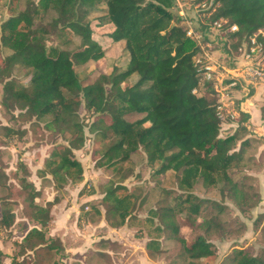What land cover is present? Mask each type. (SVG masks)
<instances>
[{
    "label": "trees",
    "instance_id": "trees-1",
    "mask_svg": "<svg viewBox=\"0 0 264 264\" xmlns=\"http://www.w3.org/2000/svg\"><path fill=\"white\" fill-rule=\"evenodd\" d=\"M216 1L220 4L217 16L237 24L238 35L249 36L264 28V0ZM101 5L106 6V15L99 26L111 30L108 37L113 43L124 42L129 59L124 70L99 73L84 84L77 69L105 55L93 39L88 20ZM50 11L57 17L45 23ZM8 14L0 25V49L10 52L0 61L3 107L9 112L19 110L32 124L49 119L45 129L68 142L60 144L45 161L43 177L52 176L56 189L83 181L82 163L68 151L85 144L87 125L80 114L86 111L93 118L90 131L101 155L98 164L115 176L105 190V213L94 207L87 216H104L112 229L123 228L137 218L145 196L131 191L124 182L134 173L132 155L142 151L154 176L175 173L181 192L149 212L146 223L153 231L148 233L146 249L150 257L163 253L162 238L176 242L179 256L188 264L213 257V244L207 236H228L243 225L234 220L223 223L213 213L224 211L223 203L200 198L193 189L198 183L207 192L218 189L221 201L231 202L243 214L259 206L261 193L246 181L248 175L236 181L231 174L243 170L252 147L244 125L250 116L242 113L233 132L223 135L226 128L216 114V94L211 83L198 84L193 62L197 47L179 25L173 0H27L23 10L11 9ZM66 35L78 40L74 48H63L67 40L62 46L56 43ZM16 67L25 70L28 84L13 78ZM133 77L136 81L131 84ZM130 117L138 119L131 121ZM6 169L0 164V189L6 191L0 199V230L9 231L15 225L20 199L23 218L39 227L16 242L18 251L9 263L0 249V264H45L47 260L64 264V244L48 233L55 202L38 203L43 189L30 180L28 166L22 165L23 174H8ZM171 194L167 191L166 199ZM185 223L189 233L183 230ZM261 233L264 239V227ZM115 243L99 241L98 256L110 258L105 250L115 253ZM222 264H264V249L259 256H252L236 248Z\"/></svg>",
    "mask_w": 264,
    "mask_h": 264
},
{
    "label": "rangeland",
    "instance_id": "rangeland-1",
    "mask_svg": "<svg viewBox=\"0 0 264 264\" xmlns=\"http://www.w3.org/2000/svg\"><path fill=\"white\" fill-rule=\"evenodd\" d=\"M26 1L0 0V25L8 19L9 10H23ZM105 15L106 6L101 5L97 10L92 11L88 17L93 29V39L101 45L105 55L99 61L91 62L77 69L84 84L89 83L99 73H111L115 68L124 70L129 59L127 52L124 50V42L113 43L108 37L111 30L107 27L99 26L101 18L105 17ZM55 17H57V13L50 11L44 17V22L50 23ZM65 40L69 42L66 46H63L64 49L74 48L75 44L78 43V40H73L70 35H66L63 39H58L56 43L62 46ZM9 53L6 49H0V61L1 58ZM13 78L23 84H28L29 82L25 70L21 69V67L14 69ZM135 81V77L130 79L131 84H134ZM258 95L260 96L259 99H257ZM248 96L250 97L247 100L253 101L254 105L263 113V89L252 86ZM2 101L3 84L0 82V164L4 163L7 166L6 172L8 174H23L22 165L28 166L32 174L30 180L33 181L38 189H43L41 198L37 199L38 203L45 205L48 201L55 202L52 208L53 216L48 233L54 238L61 237L64 241L61 240L62 243L67 244L70 249L67 257L71 255L74 257L82 256L84 254L93 258L98 256L99 252L94 249H99L97 244L104 239L101 238L102 236L110 235L117 239L114 247L116 254L114 258H116L117 264H188L183 257L179 256L180 246L172 240L162 238L163 253L154 258L150 257L146 249V244L149 240L148 233L153 231L149 227V223H146L150 210L155 209L162 202L172 201L175 196L181 194L173 171L162 177L154 176L147 166L145 154L142 151L133 154L134 173L124 184L131 191L140 194L141 197L145 196V202L137 211V218L131 220L127 226L117 230L110 229L104 216H96L94 214L91 217L87 216V213H91L94 207L105 213L103 206L105 190L109 182L115 179L110 169L100 167L98 164L101 155L96 151L98 145L95 134L90 131V125L93 121L91 115L86 111H82L80 114L82 122L87 125L85 127L84 146L80 149L73 148L68 151V153H73V156L82 163L84 169L83 181L74 184L69 182L63 187L56 189V181L52 176L43 177L42 175L45 168L44 164L60 144L67 145L68 142L55 137L45 129V122L49 119L32 124L20 116L19 110L7 111L3 107ZM137 119L138 117L129 118L131 121ZM262 125L264 126V123ZM263 126L261 129L260 127H257L258 129L255 128L257 131H264ZM234 128L223 130V135L233 131ZM255 128L253 126L251 131H254ZM255 139L257 138L255 137ZM245 159L241 172L236 170L231 172L233 179L240 181L245 175H248L246 181L254 184L264 196L263 178L253 176L264 175V161H258L259 157L254 152H248ZM256 161L259 163L257 164ZM167 191H171L172 194L166 199ZM5 193V190L0 189V199ZM193 193L200 198L222 202L225 210H213V213L219 215L223 223L229 224L234 220L237 224L239 223L238 225H243V228L237 230L239 233L242 229L239 235H237V231L234 232L235 229L228 236L208 235L207 240L213 244L215 255L202 260L200 264H222L223 259L236 248L244 249L252 256H259L262 253L264 239L261 229L264 227V215L261 217V214H264V200L257 208L243 214L231 202L227 200L221 201L218 189L207 192L198 183L195 185ZM20 200V205L16 207L15 211L17 218L15 225L9 231L0 230V249L7 254L6 263H9L18 251L16 242L21 241L32 228L39 227L36 223L23 218V200ZM1 210L0 200V217ZM182 218L185 219V215H182ZM183 230L185 233H189L190 229L187 223H185ZM105 247H108V245ZM45 264H53V261L47 260Z\"/></svg>",
    "mask_w": 264,
    "mask_h": 264
},
{
    "label": "built area",
    "instance_id": "built-area-1",
    "mask_svg": "<svg viewBox=\"0 0 264 264\" xmlns=\"http://www.w3.org/2000/svg\"><path fill=\"white\" fill-rule=\"evenodd\" d=\"M173 2L179 25L197 47L193 62L198 84H212L216 114L230 130L245 113L242 100L250 88L264 85V28L240 36L237 24L217 16L220 4L216 0ZM197 92L195 88L193 93Z\"/></svg>",
    "mask_w": 264,
    "mask_h": 264
},
{
    "label": "crops",
    "instance_id": "crops-1",
    "mask_svg": "<svg viewBox=\"0 0 264 264\" xmlns=\"http://www.w3.org/2000/svg\"><path fill=\"white\" fill-rule=\"evenodd\" d=\"M260 88H262L264 91V85L258 86V89H260ZM248 97H250V96H246L245 99L242 100L244 110H245L244 114H248L250 116L248 123H244L246 128L249 130V134L247 135V137L250 138L251 142H252V147L248 152H254L256 154V156L259 157L258 161H260L261 154L264 152V131H257V129L259 127L261 129V127L263 126L262 124L264 123V111H263V113H261V111L254 105L253 101L247 100ZM259 97L260 96L258 95L257 99H259ZM253 126H254V128L255 127L256 128L258 127V128L257 129L255 128L254 131H251V128H253ZM263 129H264V126H263ZM232 132L233 131H230L228 134H231ZM255 137L257 139H255ZM261 161H262V159H261ZM263 161H264V159H263ZM256 163L258 164L259 162L256 161ZM253 176L262 177L263 182H264V175H253ZM261 196H262V202H263L264 196L262 195V192H261ZM52 216H53V213H52ZM110 229H112V228H110ZM113 230H117V229H113ZM59 238H61V237H59ZM101 238L109 239L112 242H117L116 241L117 239L114 238L113 236H110V235L102 236ZM61 240H62V238H61ZM64 247H65V252H64L63 258L61 259L62 263H64V264H117L116 258H114L116 256V254L113 253V251H111V250H105V252L111 256L110 258H100L99 256H95L93 258V257H88L85 254L82 256L74 257L71 255V256L67 257V253H69L70 249L67 246V244H64ZM94 250L98 251V252L100 251L99 249H94ZM89 260L92 262H90Z\"/></svg>",
    "mask_w": 264,
    "mask_h": 264
},
{
    "label": "water",
    "instance_id": "water-1",
    "mask_svg": "<svg viewBox=\"0 0 264 264\" xmlns=\"http://www.w3.org/2000/svg\"><path fill=\"white\" fill-rule=\"evenodd\" d=\"M173 26H175V25H173Z\"/></svg>",
    "mask_w": 264,
    "mask_h": 264
}]
</instances>
